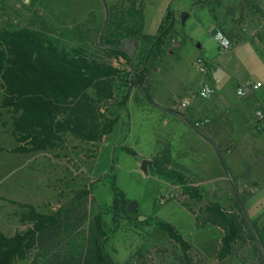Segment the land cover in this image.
<instances>
[{
    "label": "rangeland",
    "instance_id": "rangeland-1",
    "mask_svg": "<svg viewBox=\"0 0 264 264\" xmlns=\"http://www.w3.org/2000/svg\"><path fill=\"white\" fill-rule=\"evenodd\" d=\"M125 1L0 0V27L44 30L63 44L97 46L96 54L103 48H99L101 43L98 38L103 33L100 28L102 17L97 16L96 21L88 18L90 11L99 14L106 9L108 17L105 22L124 20L134 23L138 18L134 14L140 10L143 24L146 15L150 24L148 29L151 30L159 24L166 8L170 6L177 20L176 33L170 37L162 59L150 69L142 88L131 89L126 109L120 110L118 104L111 108V112H118L119 119L113 131L100 143L71 142L61 151L12 153L11 149L16 143L11 126L6 116L0 117V230L11 236L25 229L17 215L18 207L8 200L30 204L43 212H49L70 199L77 190L89 186V200L94 199L106 211L113 200L111 186L114 183L126 200L137 203L138 217H156L179 231L191 245L189 255L194 264H256L262 256L258 235L253 242L248 240L237 245L232 255L219 261L217 252L223 231L211 224H198L196 217L202 216L199 204L184 195L182 187L164 180L174 187L173 191H168V185L161 181L163 179L159 180L150 171L151 166L148 173L143 174L138 160L141 163L152 152L163 150L162 147H153L150 137L154 127L152 110L162 112V109L153 108L154 103L146 95L152 77L158 74L159 65L173 62L177 73L197 74L193 63L196 56H201L212 66L219 79L225 80L229 75L249 81L264 79V35H250L256 20L244 17L247 12L243 10L248 6L245 0ZM132 1L135 7L130 5ZM181 13L189 14L183 25L180 22ZM216 30H221L231 38V50L219 53L218 43L213 37ZM249 38L251 41L246 40ZM121 49L133 57L138 53L139 44L137 47L134 41L127 39L122 42ZM113 62L115 66L130 70L122 59L119 63ZM2 97L3 90L0 87V102ZM123 147L133 149L137 157L128 154ZM191 185L195 186L193 183ZM263 195L262 192L250 197L233 193L229 198H233L230 207L236 202L237 211L250 224L256 223L258 233L264 239V209L259 208V205L256 208L255 204ZM248 197L255 203L249 204ZM218 199H222L221 196L204 191V201L209 204ZM183 202H188L195 214L189 212L182 205ZM144 221H124L119 230L111 235L106 249L113 261L126 264L133 256L128 264H183L181 252L165 238L153 242L147 252L135 255L151 231L150 227L143 224ZM16 264L35 262L29 258Z\"/></svg>",
    "mask_w": 264,
    "mask_h": 264
},
{
    "label": "trees",
    "instance_id": "trees-1",
    "mask_svg": "<svg viewBox=\"0 0 264 264\" xmlns=\"http://www.w3.org/2000/svg\"><path fill=\"white\" fill-rule=\"evenodd\" d=\"M130 5L135 7L134 1ZM134 15L137 20L127 21L126 27L124 20L109 22L98 37L99 48H103L96 56L87 45L63 44L44 30L0 27V117L6 116L11 126L16 143L12 153L61 151L71 142L98 144L113 131L119 118L111 108L118 104L120 110L126 109L131 89L142 88L150 69L162 59L170 37L176 33L177 20L170 6L153 35L143 33L142 11ZM127 39L137 47L139 44L133 57L121 49ZM121 59L129 71L115 66L113 60L119 63ZM122 149L137 157L133 149ZM150 171L182 187L183 194L199 204L202 216L196 217L198 224H211L223 231L217 252L219 261L232 255L237 245L253 242L258 235L262 256L256 264H264V239L256 223L250 224L237 211L236 202L229 208L218 202L202 206L204 190L192 186L184 172L171 167L168 145L157 151ZM111 190L113 200L106 211L94 199L89 200V186L77 190L49 212L8 200L18 207L17 215L25 229L11 236L0 230V264H16L29 258L35 264H116L106 249L107 241L122 222L140 221L137 213L126 212L129 201L114 183ZM182 205L195 214L188 202ZM143 224L151 231L135 255L147 252L153 242L165 238L181 252L183 264H194L189 255L190 243L173 225L156 217H147ZM132 259L133 256L126 264Z\"/></svg>",
    "mask_w": 264,
    "mask_h": 264
},
{
    "label": "crops",
    "instance_id": "crops-1",
    "mask_svg": "<svg viewBox=\"0 0 264 264\" xmlns=\"http://www.w3.org/2000/svg\"><path fill=\"white\" fill-rule=\"evenodd\" d=\"M245 2L248 6L245 9L242 6L247 12L244 17L256 20L250 35H264V0ZM106 12V9L99 14L90 11L88 17L96 21L97 16H101L100 28L103 32L109 26V22H105L108 17ZM160 22L149 30L150 24L145 15L143 32L155 34ZM126 25L125 21L123 27ZM246 40L251 41V38ZM96 49L94 45L88 47V51L95 56ZM199 57L196 56L195 60ZM207 69L204 74L198 71L197 74H180L175 71L173 62L158 66V74L152 77L146 95L154 103L153 108L162 109V112L152 110L154 127L150 137L153 147L169 146L171 167L195 180L193 184L200 186L205 193L221 196L222 199L216 202L229 208L233 203V198L229 196L233 193L249 197L260 192L264 194V121L257 123L255 119L258 110L264 111V79L249 81L229 75L224 80L214 74L208 63ZM256 83H261V86L245 97L237 96L240 84ZM206 84L214 89V93L208 99H201L196 94ZM183 99L190 100L185 112L179 107ZM156 152L143 159L151 161ZM164 182L168 191H173L174 187ZM249 197V204L255 203ZM255 204L256 208L259 205L264 209V195Z\"/></svg>",
    "mask_w": 264,
    "mask_h": 264
},
{
    "label": "built area",
    "instance_id": "built-area-1",
    "mask_svg": "<svg viewBox=\"0 0 264 264\" xmlns=\"http://www.w3.org/2000/svg\"><path fill=\"white\" fill-rule=\"evenodd\" d=\"M214 39L218 43L219 53H225L232 49L233 43L232 41L225 35L221 30H216L213 34ZM195 69L199 73L207 72V63L201 57L196 58L194 63ZM261 86V83L256 84H240L236 90V94L238 97H245L249 92L256 90ZM214 89L210 85H203L197 92V96L201 99H208L211 95H213ZM190 100L183 99L179 102V107L182 112H185L189 106ZM255 119L257 123H261L264 121V111L258 110L255 113Z\"/></svg>",
    "mask_w": 264,
    "mask_h": 264
},
{
    "label": "water",
    "instance_id": "water-1",
    "mask_svg": "<svg viewBox=\"0 0 264 264\" xmlns=\"http://www.w3.org/2000/svg\"><path fill=\"white\" fill-rule=\"evenodd\" d=\"M189 17V14L188 13H181L180 15V22L181 24H185L187 18ZM151 166V163L149 160L147 159H143L141 160V163H140V170L143 174H147L148 173V169L149 167ZM205 205H210L208 202L206 201H203L202 202V206H205ZM137 203L135 202H128L127 206H126V212L128 214H136L137 213ZM138 220L139 221H144L146 220V217H138Z\"/></svg>",
    "mask_w": 264,
    "mask_h": 264
}]
</instances>
